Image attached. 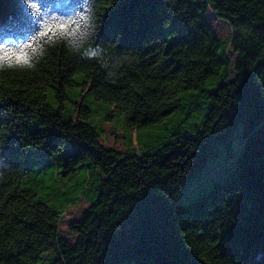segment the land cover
<instances>
[{
	"label": "trees",
	"instance_id": "1",
	"mask_svg": "<svg viewBox=\"0 0 264 264\" xmlns=\"http://www.w3.org/2000/svg\"><path fill=\"white\" fill-rule=\"evenodd\" d=\"M0 49V264H264V0H0Z\"/></svg>",
	"mask_w": 264,
	"mask_h": 264
},
{
	"label": "rangeland",
	"instance_id": "2",
	"mask_svg": "<svg viewBox=\"0 0 264 264\" xmlns=\"http://www.w3.org/2000/svg\"><path fill=\"white\" fill-rule=\"evenodd\" d=\"M209 23L215 29L216 35L219 38H229L232 35L231 26L223 19L216 16L213 11H209L207 15ZM232 59H235V53L230 51ZM93 124L97 128H101L100 140L107 147H114L121 151L127 150V135L128 132L125 127V121L117 118H112V120H104L102 116L97 114L93 120ZM133 147L135 149H140L138 142L135 139V132L133 134ZM208 167H203L200 169V173L206 172ZM89 206V204L82 198L79 202L70 204L65 212L60 217V233L67 241L75 243L77 241V235L73 233L69 226L71 221L80 220L84 210Z\"/></svg>",
	"mask_w": 264,
	"mask_h": 264
},
{
	"label": "snow or ice",
	"instance_id": "3",
	"mask_svg": "<svg viewBox=\"0 0 264 264\" xmlns=\"http://www.w3.org/2000/svg\"><path fill=\"white\" fill-rule=\"evenodd\" d=\"M41 7L43 8L44 5L41 4ZM46 13L42 14L45 15ZM42 15L37 16V21L39 19H42ZM36 21H34L35 23ZM60 27L63 29L65 25L63 23L60 24ZM49 31H52L51 28H49ZM0 51L3 52V55L0 56V60L7 61L9 59L15 58L18 63H28V59L26 54L24 53L23 49H18L16 52H12L11 54L7 50L0 49Z\"/></svg>",
	"mask_w": 264,
	"mask_h": 264
}]
</instances>
